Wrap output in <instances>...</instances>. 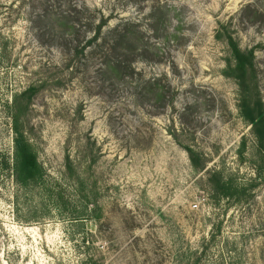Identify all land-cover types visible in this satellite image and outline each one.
<instances>
[{"label":"rangeland","instance_id":"rangeland-1","mask_svg":"<svg viewBox=\"0 0 264 264\" xmlns=\"http://www.w3.org/2000/svg\"><path fill=\"white\" fill-rule=\"evenodd\" d=\"M248 4L264 11V0H0V264H188L218 226L207 264H264V167L218 37L225 24L254 51L264 104V15H246ZM84 8L94 26L108 18L91 45L86 20L79 39L53 15ZM127 21L141 48L126 56L134 76L117 79L109 31ZM153 79L166 98L136 97L138 80ZM29 87V136L48 181L71 195L61 212L3 165L14 149L8 105ZM215 171L260 183L243 203L214 206ZM83 194L99 217L72 219Z\"/></svg>","mask_w":264,"mask_h":264},{"label":"trees","instance_id":"trees-1","mask_svg":"<svg viewBox=\"0 0 264 264\" xmlns=\"http://www.w3.org/2000/svg\"><path fill=\"white\" fill-rule=\"evenodd\" d=\"M163 10V9H159ZM89 8L74 9L66 15L53 14L55 16L56 26H60L64 34H74L75 37L82 36L81 29L78 28V24H83L86 20V25L89 29L94 31V35L88 40L87 45L97 43L102 35V28L108 23V18L102 16L94 26L95 16H89L85 14ZM162 17L157 19V22L161 25L164 21V11ZM242 12L251 16L256 20L258 15H264V11H259L252 4H248ZM256 15V16H255ZM251 18V19H252ZM132 22L127 21L122 26L115 27L109 33H118L117 39H115L114 49L117 50L116 56L109 60L108 70L117 79H124L127 75L135 74L130 62L126 59L128 55H135L139 53L141 48L136 40L134 33L130 30ZM95 27V28H94ZM94 28V29H93ZM88 29V28H87ZM160 29H163L162 27ZM221 34L219 38H223L230 51L231 61L233 63V69L231 75L238 82L242 92V104L243 114L246 120L251 124L254 135V149L256 150L258 161H262L264 167V104L259 94V88L257 84L258 75L256 65L254 62V51L243 50L239 45L237 39L233 36L230 30V26L222 25ZM88 31V30H87ZM160 31V30H159ZM106 39V37H105ZM86 47V46H85ZM85 47H82L79 52L84 53ZM88 47V46H87ZM76 49H79L78 47ZM107 58H110L108 56ZM129 70V73L127 72ZM160 79L153 80H138L135 85L136 97L141 95L149 96L153 95L156 99H165L166 92L164 87L160 85ZM36 90L34 87H29L22 92L15 94L11 104L8 105L9 117L11 120V128L13 131V156L12 161L3 162L4 168L12 173L15 182L22 189H35L40 195V205L45 208L48 207L49 211L55 209L60 211L61 207H68L71 202V195H67L69 191L63 186L61 182H49L46 177V170L43 164L39 160V156L36 147L29 136V121L26 117L27 111L31 102V97ZM190 108V107H189ZM188 152L192 162L196 165V159L199 154L189 145L184 146ZM261 165V163L259 164ZM261 167H256L257 172ZM216 175H213V179L216 177L217 182H212L213 190L209 193V199L214 206H220L221 201L228 200L230 203L240 204L246 201L251 194V189H255L260 182H240L235 176L218 177L219 171H215ZM215 180V181H216ZM77 189L80 191H86L87 186L85 182H79ZM84 203L81 212H73L72 219L82 220L85 217L91 218L99 217V203L96 199L91 200L88 195L83 194ZM61 212V211H60ZM59 212V213H60ZM50 213V212H49ZM220 232L219 226L211 234L209 241H204L200 252L194 253L193 260L188 264H207L206 257L208 249L217 238V233ZM88 260H84L87 262ZM87 264V263H86ZM235 264V263H228Z\"/></svg>","mask_w":264,"mask_h":264}]
</instances>
